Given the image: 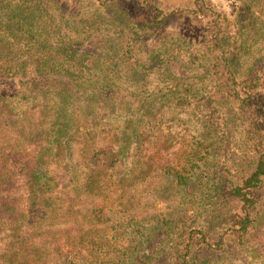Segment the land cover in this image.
<instances>
[{"label":"trees","instance_id":"obj_1","mask_svg":"<svg viewBox=\"0 0 264 264\" xmlns=\"http://www.w3.org/2000/svg\"><path fill=\"white\" fill-rule=\"evenodd\" d=\"M239 1L0 0V264H264V0Z\"/></svg>","mask_w":264,"mask_h":264},{"label":"rangeland","instance_id":"obj_2","mask_svg":"<svg viewBox=\"0 0 264 264\" xmlns=\"http://www.w3.org/2000/svg\"><path fill=\"white\" fill-rule=\"evenodd\" d=\"M79 0H62L64 5L69 6L72 8L76 5V2L78 3ZM160 5L163 9H182V8H193L194 9V3L196 0H158ZM200 0H197V2ZM204 3H206L209 6H214L218 11L224 12L225 14H228L230 17L233 15H236V10L241 6V3L239 0H201ZM168 28L165 29V32L167 35L171 34H182V33H193L196 28L195 24L193 23H186V20L183 22L181 20L175 17L169 20L168 22ZM96 41L91 42L88 44L84 50L88 52H95L96 49ZM170 121V117L166 118L161 126L160 131L163 132V134L172 135L170 131L171 127L173 125ZM174 138L180 142V150L182 152H186V147L188 143L192 141V137L189 131H181L179 134H175ZM236 264H242L240 262H237Z\"/></svg>","mask_w":264,"mask_h":264}]
</instances>
